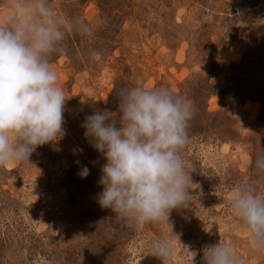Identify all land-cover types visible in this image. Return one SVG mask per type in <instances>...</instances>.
<instances>
[{
	"label": "rangeland",
	"instance_id": "374dc122",
	"mask_svg": "<svg viewBox=\"0 0 264 264\" xmlns=\"http://www.w3.org/2000/svg\"><path fill=\"white\" fill-rule=\"evenodd\" d=\"M3 0H0V4ZM63 19L78 18L91 35L69 32L51 56L67 100L65 135L39 147L29 162L0 167V264H161L150 244L172 229L134 225L101 208L104 163L84 137L85 116L118 112L122 89L160 86L190 99L194 114L182 152L191 197L170 222L196 251L233 245L243 264H264L230 210L233 188L264 178V0H51ZM95 50L92 58L89 53ZM59 139V138H57ZM87 166L90 174L80 178ZM171 264H192L179 243Z\"/></svg>",
	"mask_w": 264,
	"mask_h": 264
},
{
	"label": "clouds",
	"instance_id": "9594fccd",
	"mask_svg": "<svg viewBox=\"0 0 264 264\" xmlns=\"http://www.w3.org/2000/svg\"><path fill=\"white\" fill-rule=\"evenodd\" d=\"M69 32L91 35L78 18L54 13L51 0H3L0 4V167L29 162L30 156L66 134V99L51 56L61 50ZM94 58L95 50L89 53ZM194 114L190 99L160 86H135L119 93L118 112L94 110L85 116L84 137L104 163L96 196L98 205L137 230L151 223L172 229L166 239L151 241L153 256L171 264L177 243L189 256L170 222L173 210L186 208L192 196L191 170L182 152L189 142L188 125ZM59 138V139H57ZM264 178V154L254 160ZM90 174L87 166L80 178ZM230 210L255 249L264 254V196L255 181L241 182L231 191ZM202 264H243L236 248L218 242L202 248Z\"/></svg>",
	"mask_w": 264,
	"mask_h": 264
}]
</instances>
